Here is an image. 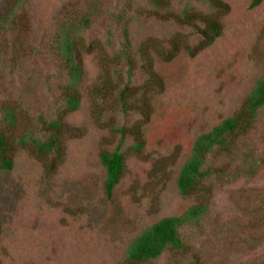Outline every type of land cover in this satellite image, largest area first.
I'll return each mask as SVG.
<instances>
[{
    "label": "rangeland",
    "instance_id": "374dc122",
    "mask_svg": "<svg viewBox=\"0 0 264 264\" xmlns=\"http://www.w3.org/2000/svg\"><path fill=\"white\" fill-rule=\"evenodd\" d=\"M224 1L230 10L213 44L195 56L186 50L170 61L155 56L164 88L151 93L146 146L135 153L126 139L125 170L109 198L100 152L114 149L119 135L108 124L131 125L139 115L123 113L113 95L99 116L90 93L104 75L103 45L87 50L89 44L110 38L112 57L124 28L134 46L148 38L165 43L176 32L188 35L190 44L200 36L159 20L146 0H28L26 29L8 34L9 55L0 70V119L3 103L21 106L19 134L27 126L38 133L43 120L63 110L64 74L50 47L60 19L66 12L84 14L92 25L82 33L81 103L64 113L60 148L43 154L33 143L19 146L14 167L0 169V264H125L129 245L145 229L202 200L201 192H179L180 169L196 138L236 114L264 73V1L256 7L252 0ZM173 6L203 9L200 0H173ZM119 72L122 86L146 78L136 69L130 80L127 66ZM209 164L217 169L208 183L210 210L181 229L187 248L168 249L144 264H264V107L253 129L231 149L211 154Z\"/></svg>",
    "mask_w": 264,
    "mask_h": 264
},
{
    "label": "trees",
    "instance_id": "16d2710c",
    "mask_svg": "<svg viewBox=\"0 0 264 264\" xmlns=\"http://www.w3.org/2000/svg\"><path fill=\"white\" fill-rule=\"evenodd\" d=\"M151 12L159 20L191 27L199 34L200 40L190 44L188 35L176 32L165 41L157 38H148L139 45L134 46L129 37L127 28L123 30L124 41L119 51H114L110 57L113 46L112 40L107 38L105 44L97 41L91 42L87 50L96 45H103L102 59L104 75L102 80L91 89V96L99 116L103 117L101 105L104 101L116 95L123 113L138 114L139 118L131 125L108 124L119 140L112 150L103 149L100 152V161L106 170L105 191L112 198L115 186L120 182L125 170V154L123 147L126 139L132 140L131 148L140 153L146 146L143 126L150 120L152 114L151 93L160 92L164 88L162 76L155 70V56L162 60L174 59L182 50L190 56H195L202 49L210 46L223 33L222 17L230 10L224 0H200L203 9L186 7L176 11L173 0H146ZM264 0H252L251 7L259 6ZM28 0H4L0 8V70L8 58L7 36L12 31H19L27 24ZM121 20L115 15L114 21ZM92 18L88 15L66 12L59 21L54 32L50 47L58 61L59 68L64 74L61 86L62 111L57 112L54 118L40 120L42 129L32 126L24 127L18 133L23 118L21 106L15 102L3 103L0 119V169L10 170L14 167V153L19 146L29 143L37 148L38 152L49 154L60 148L63 116L79 108L81 103L80 84L84 75L80 48H86L83 40V31L90 28ZM20 54V45L13 44ZM11 50V52L15 49ZM122 66L128 67L129 79L132 72L139 69L146 76L140 85L130 83L122 86V76L118 75ZM119 68V71L118 69ZM121 78V79H120ZM131 80V79H130ZM103 101V102H102ZM264 107V73L257 79L252 91L246 98L243 107L233 116L225 118L210 131L199 135L192 147L191 155L182 165L177 177V187L181 194L201 192L202 200L187 208L182 214L161 218L145 229L129 245L125 264H144L159 258L166 250H182L187 248L181 229L191 223H199L210 210L212 187L208 183L215 177L217 169L209 164V157L213 153H221L234 147L240 139L245 137L255 126L260 110ZM26 114V113H25ZM39 132H46L40 137ZM0 222V235H1Z\"/></svg>",
    "mask_w": 264,
    "mask_h": 264
}]
</instances>
